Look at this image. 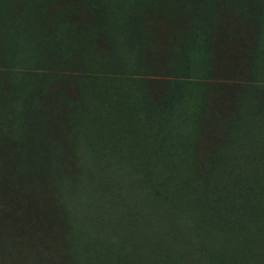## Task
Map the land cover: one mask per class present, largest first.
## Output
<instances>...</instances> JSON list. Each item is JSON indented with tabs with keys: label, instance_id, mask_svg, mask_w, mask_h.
Segmentation results:
<instances>
[{
	"label": "trees",
	"instance_id": "16d2710c",
	"mask_svg": "<svg viewBox=\"0 0 264 264\" xmlns=\"http://www.w3.org/2000/svg\"><path fill=\"white\" fill-rule=\"evenodd\" d=\"M174 1L164 61L149 1L82 0L101 50L0 0V263L264 264V0ZM215 31L240 42L217 68Z\"/></svg>",
	"mask_w": 264,
	"mask_h": 264
},
{
	"label": "rangeland",
	"instance_id": "374dc122",
	"mask_svg": "<svg viewBox=\"0 0 264 264\" xmlns=\"http://www.w3.org/2000/svg\"><path fill=\"white\" fill-rule=\"evenodd\" d=\"M151 2L152 8L148 10L147 15L144 16L145 24H147V33L148 35V44L149 47H145L144 50L148 52V55L151 57L157 56L159 60L163 56V60L168 59L172 60L175 55V48L179 44V39L182 35L184 24H186V15L183 18L181 13H177L175 10L176 2L174 0H145ZM33 4L37 9H40L41 12H37V19H40V26L50 32L51 37H63L65 38L66 28L69 25L74 26V30L83 33L86 37L91 39L92 44L95 47H106V42L104 41L101 33V27L97 26L93 21L91 16H87L81 9L82 0H32ZM71 4L75 7V14L66 16V13L63 14L60 18L53 21L55 9L62 8L65 10L67 4ZM158 6V7H157ZM78 12V13H77ZM1 16V15H0ZM147 16V17H146ZM79 18V19H78ZM80 24V25H77ZM229 36V35H228ZM213 48L215 49L214 65L215 68L218 67L220 62H227L230 59H235V56L238 55L240 50V42L237 39H229L225 33L218 34L215 31L213 34ZM173 54V55H172ZM235 54V55H234ZM172 56V57H171ZM217 61H220L217 63ZM162 64V63H161ZM220 68V67H219ZM168 70L158 68L154 72L156 74L167 73ZM230 74L227 71H222L219 69L218 75L220 77L230 78ZM211 75H214V72H211ZM42 107H38L37 103L32 108H29V111L35 113L37 109L40 112ZM46 223L39 222L40 235H43L42 230L45 229ZM7 232H10L12 229L8 224L5 225ZM10 239L8 242H11ZM12 251L6 252L3 257V264H18L17 258L23 256L22 250L19 247H15ZM2 264V262L0 263Z\"/></svg>",
	"mask_w": 264,
	"mask_h": 264
}]
</instances>
